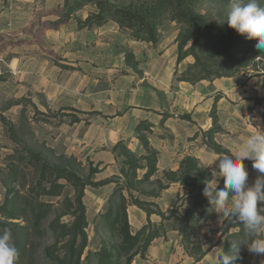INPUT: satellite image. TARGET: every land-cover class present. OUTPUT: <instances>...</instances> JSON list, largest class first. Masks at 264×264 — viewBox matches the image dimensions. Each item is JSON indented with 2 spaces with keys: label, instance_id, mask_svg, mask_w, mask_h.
Listing matches in <instances>:
<instances>
[{
  "label": "crops",
  "instance_id": "crops-1",
  "mask_svg": "<svg viewBox=\"0 0 264 264\" xmlns=\"http://www.w3.org/2000/svg\"><path fill=\"white\" fill-rule=\"evenodd\" d=\"M98 12L0 0V158L17 150L15 142H34L92 169L86 194L95 206L130 186L135 198L165 213L185 197V215L212 179L215 160L264 133V61L254 75L248 69L191 84L179 79L193 60L177 72V43L137 41L114 20L97 22ZM243 163L251 186L264 174L251 158ZM127 213L149 220L135 205ZM252 264H264V253Z\"/></svg>",
  "mask_w": 264,
  "mask_h": 264
},
{
  "label": "rangeland",
  "instance_id": "rangeland-1",
  "mask_svg": "<svg viewBox=\"0 0 264 264\" xmlns=\"http://www.w3.org/2000/svg\"><path fill=\"white\" fill-rule=\"evenodd\" d=\"M156 1L43 0V6L44 9H98L99 2L116 7H137ZM229 4L230 0H196L195 10L209 22L228 25ZM173 14L174 8H170L158 29V42L168 39L177 43L179 36L188 31L189 25L174 20ZM256 43L251 44L252 52L257 50ZM262 64L263 61L256 59L245 69L236 70L229 66L223 69L228 73L231 71L233 77L248 69V74L254 75ZM15 143L18 145L17 150L3 161L0 158L3 188L0 191V208L15 211L21 219L13 223L26 220L28 227L32 226L36 214L42 216L39 219L40 225L30 227V249L34 253L35 264H56V260L50 258L47 251L53 257L60 258L73 251L69 230L63 226H69L75 221L78 200L85 207L87 220V247L82 256V264H111L117 259L120 264H220L219 257L223 250L234 257L231 264L236 257L242 258L243 264H252L254 255L248 250V230L247 234L238 238L230 236L234 229L221 236L232 223L243 224L231 215L210 217V206L206 205L207 212L198 205L182 221V235L173 232L179 231L181 227L180 224H173L177 217L162 223L141 220L140 217L131 219L127 213L131 205L130 186L115 189L104 205L95 206L86 194L93 176L92 169L83 160L55 156L34 142ZM5 198H8L6 206L3 205ZM182 200L186 198H179L173 209H180L182 206L179 203ZM29 205L34 210H30ZM0 217L6 216L0 214ZM199 219L205 220L203 225L198 223ZM152 234L156 238L147 244V237Z\"/></svg>",
  "mask_w": 264,
  "mask_h": 264
},
{
  "label": "trees",
  "instance_id": "trees-1",
  "mask_svg": "<svg viewBox=\"0 0 264 264\" xmlns=\"http://www.w3.org/2000/svg\"><path fill=\"white\" fill-rule=\"evenodd\" d=\"M195 4L196 0H158L137 7H116L109 3L102 4L99 2L97 7L100 9V12L94 16L99 23L108 20L118 22L123 28L129 30L132 38L137 41L157 43L158 29L163 23L170 8H174L173 19L177 22H184L189 25L188 31L184 35L181 34L177 41V72L179 70L178 67L183 61L188 58L193 59V62L186 66L179 76L180 80L191 84H197L204 80L213 81L222 78H231L233 77V73H231V71L228 73V71L223 68L229 66V68H235L236 70L245 69L255 62L256 59L264 61V52L258 49L252 52L250 49L251 44L255 42L256 39L249 40L246 36H241L228 25L207 21L202 15L196 12ZM214 132H218L216 127L208 131V133ZM208 146L217 153H228L212 143H208ZM7 200L8 199H6L5 204ZM205 202L209 203L203 193H200L197 197L195 196V203L186 210L185 215L180 213L179 207L167 214L160 210L157 205L137 199L132 194L130 204L143 210L147 214L149 222L153 214L160 216L162 222L171 221L177 217L173 224L174 226L180 224L181 227H179V231L182 233L180 230V228L182 229V221H184L189 211L198 205H200L204 211H207L208 207L204 204ZM208 206L211 208L209 211L210 217H216L217 213L214 210V206L210 203ZM31 207L32 206L29 205L30 210L33 209ZM153 207L156 209H151ZM0 214L6 216L3 218L0 217V233L5 229H10L13 242L19 250V260L17 264H35L34 253L32 249H30V240L32 238L30 227L40 225L41 221L39 219L42 216L36 214L31 223L32 226L28 227L26 220L13 223L14 220L21 219L20 216L16 215L15 211H5L4 207L0 208ZM74 216L75 221L71 225L63 226V228L69 230L68 235L71 236L70 242L73 251L63 258L53 257V254L47 251V255L55 259L56 264H82V256L87 247V236L85 232L87 220L86 210L81 200H78L77 214ZM197 221L200 225H203L205 222L204 219H199ZM232 229L235 231L230 233ZM247 230L248 229H246L243 224L232 223L227 226L221 236L223 237L230 233V236L238 238L248 233L247 243L250 244L251 240L257 237L250 230H248L249 232H247ZM261 237L264 236L261 234ZM155 238L156 235L153 234L147 237V244ZM79 241L81 242L80 245L78 244ZM224 253L225 250L221 251L220 256ZM251 254L255 255L256 253L251 252ZM243 263L244 261L242 258L236 257L233 264ZM111 264H120V261L117 259V261Z\"/></svg>",
  "mask_w": 264,
  "mask_h": 264
},
{
  "label": "clouds",
  "instance_id": "clouds-1",
  "mask_svg": "<svg viewBox=\"0 0 264 264\" xmlns=\"http://www.w3.org/2000/svg\"><path fill=\"white\" fill-rule=\"evenodd\" d=\"M226 22L241 36L256 39L255 47L264 52V0H230ZM246 158H251L253 168L264 174V133L259 130L249 135L238 150L230 155L221 154L215 160H219V164L211 172L212 179L205 181L203 195L215 212L222 217L231 215L257 237L251 240L248 250L261 254L264 253V237H261L264 207L258 208V202L264 203V175L248 186L249 173L243 163ZM220 178H223L222 188L218 187ZM233 259L226 252L219 258L220 264H231ZM18 260L19 250L11 230L5 229L0 233V264H17Z\"/></svg>",
  "mask_w": 264,
  "mask_h": 264
}]
</instances>
